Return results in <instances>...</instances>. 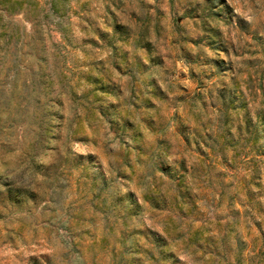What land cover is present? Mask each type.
<instances>
[{
  "label": "rangeland",
  "instance_id": "1",
  "mask_svg": "<svg viewBox=\"0 0 264 264\" xmlns=\"http://www.w3.org/2000/svg\"><path fill=\"white\" fill-rule=\"evenodd\" d=\"M0 264H264V0H0Z\"/></svg>",
  "mask_w": 264,
  "mask_h": 264
}]
</instances>
